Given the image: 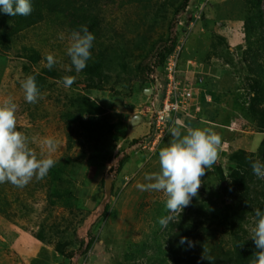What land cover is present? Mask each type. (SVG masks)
<instances>
[{
    "label": "trees",
    "instance_id": "trees-1",
    "mask_svg": "<svg viewBox=\"0 0 264 264\" xmlns=\"http://www.w3.org/2000/svg\"><path fill=\"white\" fill-rule=\"evenodd\" d=\"M197 1L205 2V0H180L176 6L171 4V18L165 26L166 35H159L157 39H153L149 34L152 32V28L149 26L150 28L146 30L145 20L143 21L142 18H149L151 12L154 14L165 12L164 1L128 0L130 5L139 6L140 13L143 15H139V17L142 16L138 21L139 23L132 27L134 32H137L136 34L140 36V42L132 43L123 34L118 37H114L118 35L114 31L110 34L101 15L103 0H30L33 10L28 16L17 15L13 17L0 12V79L7 67L9 54H14L16 45H20L17 56L26 61V64L22 66L23 72L26 76L32 75L36 78L39 93L45 90L51 91L54 87L51 80L62 82L64 76L75 75L74 69H71V71L62 69L55 63L51 70L47 67H41L33 71V68L39 67L38 62L42 57L40 49L42 46L45 47L49 40L54 41L58 33L60 34L66 30L69 32L78 31L81 25H86L89 32L95 36L93 47L90 50L92 55L87 61L86 68L79 72L80 79H77V75H75V82L70 89H75L81 82L86 90H105V86L109 84L111 79V74L106 72L112 68V65L109 60L106 61L104 43L111 39H117L118 42H122L120 44H125L127 48V53L118 55V66L126 72L128 68L129 70L131 68V71L138 75L137 77L128 75L127 82L129 86L133 87L138 83L142 87L146 82L155 85L161 84L165 82L163 75L164 62L174 51L175 35L187 32L185 27H177L178 19L184 14H190ZM240 1L243 7L240 24L242 25V34L245 41L241 61L250 77L245 78V89L249 94V101L243 102L246 107H243V104H238L237 110L243 112L245 120L256 122L257 132L264 134V11L262 9L264 0ZM210 3L212 1L207 2L206 6ZM202 16L204 17V14ZM162 19L167 20V14H164ZM28 35L41 40L42 46L39 48L35 43L22 45L23 41L28 39ZM212 35L214 38L216 36V41H214L216 43L212 42L210 44L208 54L205 58H202V62L196 61L197 63H204L206 68L211 64V58L221 59L224 63L230 61V46L226 40L227 38H225L226 35H224L225 37L220 34L212 33ZM189 59L187 54L182 57L181 52L179 67L181 61L186 62ZM68 60L71 65L70 58ZM132 62H134L133 68L130 67ZM182 67H184V64ZM71 68L74 67L71 65ZM151 76L153 77L151 78ZM115 77L117 80L119 79L117 78L118 74ZM199 82L202 81L199 79ZM64 98L63 111L60 114L62 121L65 123L66 128L75 131L79 141L81 142V139H83L85 145L92 151L88 159V165L96 170L103 169L105 163L111 159L112 145L119 138L115 133V129L123 125L127 117L119 115L115 117V121L112 115L106 117L104 111L94 100L89 99L80 92L66 94ZM200 116H204V114L197 115L198 118ZM177 118L181 121L186 120L185 126L190 123V119L183 115H179ZM145 137L132 140L128 148L136 149L135 146L141 143ZM68 140L67 148L70 150L72 145L71 134L68 135ZM224 141L232 143L231 139H222V142ZM84 156V151H81L76 159L64 156L49 170L47 175V187H49L47 203L49 206L59 205L70 208V204L77 201L75 194L76 190L78 191L77 184L81 181L82 173L85 166H87L83 165L82 162ZM220 156L225 160L226 167H223L222 158L213 167L220 181L219 188L220 194L225 200L224 206L214 207L207 211L200 204L194 205L197 200L195 197L190 203L187 213L177 215L176 221L170 222L168 227L164 228L167 237L165 239L166 252L161 249L159 244H157V247L146 242L139 244L132 241L133 238L130 239L124 236L127 241L126 258L128 260L135 261L136 258L140 257L144 258L147 264H169V262L170 264H251V261L255 259L254 253L260 251L250 238V230L255 226L254 209L260 208L261 211H264V179H259L253 174L251 162L260 161L264 163V136L255 152L236 149L231 153L221 152ZM117 157V168L111 170L115 173L114 176L122 174V169L129 159V155L123 148ZM103 184L102 180V188ZM112 185L114 187V183ZM115 193L113 191L111 198L108 200L109 202L102 206V217L111 216L114 212L109 204L116 196ZM131 193L137 195L138 191L133 187ZM104 197L105 194L103 200ZM11 208L4 183H2L0 184V217L11 222L9 214ZM128 217H125L123 221L125 230L123 228L119 230L121 235L126 232V226L129 224ZM132 218V221H135V218ZM181 237H187L195 242V247L189 248L187 243L180 245ZM36 240L31 248L34 250L40 249L39 255L43 258V254L40 252L44 251L45 246L51 244L53 239L50 237L45 239L43 234L40 233ZM94 241V231L87 232L86 236L77 244L67 239L53 248L52 257L55 260H62L61 264L66 263V261L68 264H75L79 257H83L88 253ZM15 242L19 250L26 249L29 251L31 249L23 242L17 241V239ZM76 245L79 248L74 251ZM70 246L72 248L64 253V249ZM204 248L206 252H204ZM146 251H150L151 254L149 255ZM203 255L205 258H203ZM207 257H211L212 260L208 261ZM48 258V256H45L46 262L34 258L31 263L47 264L49 262ZM19 263L17 260V264Z\"/></svg>",
    "mask_w": 264,
    "mask_h": 264
},
{
    "label": "rangeland",
    "instance_id": "rangeland-1",
    "mask_svg": "<svg viewBox=\"0 0 264 264\" xmlns=\"http://www.w3.org/2000/svg\"><path fill=\"white\" fill-rule=\"evenodd\" d=\"M162 2L165 4V12H160L158 14L151 12L149 18H142L143 21L145 20L146 30L150 27L152 28V32L149 34H151L153 39H157L159 35H166L167 31L165 26L167 21L171 18V4L176 6L180 0H162ZM101 6V15L110 34L114 31L118 34L114 37L123 34L132 43L140 42V36H138L136 34L137 32H134V28H132L133 25L139 23L140 17L143 16L142 13H140L139 6L130 5L128 0H103ZM242 9L243 7L240 0H212V3H210L204 11V14L208 15L206 17L210 20H206V17L203 18L202 16L201 20L189 31L184 50L182 51V57L187 54L190 58L189 60L195 63L192 74V82L196 89L195 91L200 92L204 90L200 86H204L206 80L202 83L199 82V79H203L200 69L205 68V66L204 63H197L196 61L202 62V58H205L208 54L210 44L216 41V36L214 38L212 33L216 35H221V33L224 35L226 34L231 36L232 40L237 41V37H240V35L237 34H242V25L240 24L243 16ZM262 9L264 11V1L262 3ZM164 14H167V20L162 19ZM139 15L142 16L139 17ZM141 32L142 31H140V33ZM61 33L65 36L64 40L58 38V33L55 40H49L45 47L41 45V40L31 35H28V39L23 41L22 45L35 43L39 48L42 46L40 49L42 57L38 62L39 67L33 68V71L34 69L36 71L41 67H46L45 56L49 53L54 55L57 61L56 64H58L60 68L66 70L71 68L68 62L69 57L66 54L68 44L67 37L70 32L66 30ZM227 41L229 42V40ZM120 43L122 42H118L117 39H111L104 43L106 47L104 49L106 61L109 60L112 65V68L106 72L111 74V79L109 84L105 86V90H86L84 84L81 82L75 89L71 88L73 89L71 90L70 88H65L62 82L51 80L54 83L53 89L51 91L45 90L41 92L40 98H38L35 104H30L25 101L24 93L20 85V81L27 77L22 70V66L26 64V61L17 56L20 45H16L14 54H9L7 58V67L3 71L0 79V103H2L5 98L11 97L13 102L18 105L16 112L17 130L25 133L30 140L32 137H36L37 140L45 137H51L56 140L58 142L57 150L52 154V158L56 162L64 156L76 159L81 151H84L85 156L82 162L83 165L87 166H85L82 173L81 181L77 184L78 191L76 190L75 193L77 201L71 203V207L69 206L70 208H64L59 205L51 207L48 205L47 194L49 187H47V176L39 181L34 178L24 188L15 187L7 182L4 183L6 195L10 200L12 208L9 211L11 222L0 217V245L2 246V250L0 251V264H17V260L20 262L19 264H32L31 262L34 258L38 260L42 259L41 261L46 262L45 256L49 257V262H47V264H61L62 260L53 259L51 253L53 248L67 239L77 244V242L82 240L89 231L95 232L94 244L85 256L78 258L75 264H147L144 258L138 257L135 261L126 258L127 241L124 239V236L130 239L133 238L132 241L139 244L146 242L147 244H154L156 247L157 244H159L161 245V249L166 252L167 244L165 239H167V237L164 233V228L158 223V218L169 215L165 206L166 197L162 192L141 191L137 188V184L149 183V181L145 180V176L160 171L158 152L161 148L168 145L171 140V133L169 132L156 154L147 160L146 156L137 152L135 148H128L132 140L145 137L146 133H148L147 125H149V115L142 113V111L146 110L148 106V96L151 94L145 95L144 92L147 89L153 88L155 84L146 82L142 87H140L138 83L133 87L128 85V75L131 77H137L138 75L131 71V68L130 70L128 68L126 72L122 71L118 66V55L127 53L125 44ZM242 47H245V45H242ZM213 61L216 62V58H214ZM213 61L210 63H213ZM220 61L221 59H217V62ZM185 63L186 62H180V71L185 70ZM183 64L184 67H182ZM133 65L134 62L130 64V67L133 68ZM71 69H74V74L77 75L76 78L80 79L79 73L76 72L75 68ZM116 74H118V80L115 77ZM245 78L246 77L243 76L238 77V89L234 91L231 96V100L233 101V108L231 109L235 114L236 121L233 119L234 117L231 118L234 122L227 126L225 123H220L221 121L219 122L218 118V120L214 118L209 119V117H207L208 115H204L200 116L201 119H199L196 115H193L192 119H190L192 124L188 123L186 125L188 127H198L201 129L212 128L224 140H234L236 138L234 142L228 143V148L226 141H224L226 144L223 145L222 149H219V158L217 161H219V159L221 161V152L231 153L236 149L255 152L263 140L264 135L255 136V132L258 131L256 122L245 120L243 112L237 110L238 104L249 101V94L247 89H245ZM217 80H219L217 81L218 84H216L213 78H209L210 90H213L216 85L220 86L221 82H226L224 77L222 80ZM72 92H80L89 99L94 100L104 111L106 117L111 115L114 116V121L116 119L115 117L119 115H124L128 118H130L132 114L141 115L142 113V115H146L142 118L140 125V122L136 124L137 126L139 125L138 127L136 125H131L130 121L126 120L123 125L115 129V133L119 138L112 145L113 151L111 159L105 163L104 168L101 170H96L88 165V159L92 151L85 145L83 139H81V142L79 141L75 131H70L66 128L65 123L60 117L65 102L64 96ZM210 96L209 94L207 97L210 98L212 103L213 97ZM202 106L211 114L213 111H211L210 108L215 107L216 104H202ZM111 107L113 108L111 109ZM243 107L246 106L243 104ZM202 113L205 114L204 111ZM227 114V111H225V115ZM177 119L180 120L179 118ZM235 123L237 124L236 126H234ZM236 129L242 130V137L240 139L236 137V134L232 137L231 132L226 133L227 130L236 131ZM69 134H71L72 137L70 150L67 148ZM30 146L37 152L38 158L41 157L38 144H32ZM123 148L129 155V159L124 164L122 174L114 176L115 173L111 170L117 168V155ZM43 155H47V153L45 152ZM222 162L225 168L226 162L223 158ZM107 175L113 176L112 184L114 183V187L112 185L113 190L111 188V194L114 191L116 192V196L109 204L112 206L114 212L111 216L102 217V206L109 202H103L104 189L101 186L102 180L104 183V178ZM201 180L202 184L198 190V195L196 196L197 200L194 202V205L200 204L207 211L214 207H223L225 200L220 194V181L213 166L211 169L206 170V174ZM133 187L137 189V195H132L131 190ZM194 198L195 197L192 198L191 202ZM189 208L190 205L184 208L181 213H187ZM125 217L129 218V224L126 226L124 235H121L119 230L122 228L125 230L123 222ZM132 217L137 221H132ZM40 233L43 234L45 239L48 237L53 239L51 244L46 245L44 251L40 252L43 254V258L39 255L40 249H38L33 252L31 257L22 259V251L18 249L14 241L16 236L20 234L21 239L19 240H26L33 244L37 241L36 238ZM71 248V246L67 249L65 248L64 253ZM78 248L79 246L76 245L74 251H77ZM146 252L149 255L151 254L150 251ZM64 264H68V262L66 261Z\"/></svg>",
    "mask_w": 264,
    "mask_h": 264
},
{
    "label": "clouds",
    "instance_id": "clouds-1",
    "mask_svg": "<svg viewBox=\"0 0 264 264\" xmlns=\"http://www.w3.org/2000/svg\"><path fill=\"white\" fill-rule=\"evenodd\" d=\"M205 1L207 3L212 0ZM198 3L201 1H197L196 5ZM32 10L30 0H0V12L6 15L28 16ZM58 38L64 40L65 36L60 33ZM67 40L66 54L70 58L71 65L79 73L86 68L87 61L91 58L90 50L95 36L89 32L86 25H81L78 31L70 32ZM45 60V66L49 70L57 62L51 53L46 54ZM74 82V76L62 78L65 88H70ZM20 85L25 101L35 104L40 98L36 78L29 75L20 81ZM150 90L152 91V88ZM17 108L18 105L11 97L5 98L0 103V184L7 182L15 187L24 188L34 178L37 181L43 180L54 167L56 161L52 158V154L57 150L58 142L51 137L39 140L32 137L30 140L25 133L18 131ZM169 132L171 140L158 152L160 171L145 176V180L149 183L137 184V188L141 191L162 192L166 197L165 206L169 215L158 218L162 228H167L170 222H174L176 216L180 215L183 209L190 205L192 198L198 195L202 184L201 178L206 174V170L211 169L217 162L222 144L221 136L212 128L188 127L178 119L173 122ZM32 144H38L41 157L38 158L37 152L30 146ZM45 152L47 155H43ZM251 168L257 178L264 179V163L251 162ZM254 219L255 226L250 230V238L260 251L254 253L255 259L251 264H264V211L255 208ZM185 243L189 248L195 247V242L187 237H181L179 244ZM204 252H206L205 248ZM207 260L211 261L212 258L207 257Z\"/></svg>",
    "mask_w": 264,
    "mask_h": 264
},
{
    "label": "built area",
    "instance_id": "built-area-1",
    "mask_svg": "<svg viewBox=\"0 0 264 264\" xmlns=\"http://www.w3.org/2000/svg\"><path fill=\"white\" fill-rule=\"evenodd\" d=\"M205 5L206 1L198 3L192 8L190 14L179 17L177 27H185L187 32L175 35L174 51L163 65L165 82L154 85L148 106L145 111H142L149 115L148 133L145 139L137 145L136 151L146 156V160L156 154L168 136L169 128L173 126V122L179 115L192 118L194 113L199 111L195 103L199 92L195 91L192 82L195 63L190 60L186 61L184 75L180 76L179 56L187 41V34L201 19ZM206 101L209 102L210 98L206 97Z\"/></svg>",
    "mask_w": 264,
    "mask_h": 264
},
{
    "label": "crops",
    "instance_id": "crops-1",
    "mask_svg": "<svg viewBox=\"0 0 264 264\" xmlns=\"http://www.w3.org/2000/svg\"><path fill=\"white\" fill-rule=\"evenodd\" d=\"M206 16H208V15H205L204 17H206ZM206 20H210V19L206 17ZM221 35L224 36V34H222V33H221ZM237 35H240V37H237V41L232 40L231 36H228V35H226V37L224 36L225 38H227L226 40H229V42L228 41L227 42H228V44L230 46V48H229V50H230L229 60L230 61L224 63L223 60H221L220 62H217V59H216V62H215V61H213L214 58H211L210 62L213 61V65H211L212 64L211 63V64H209V66L207 68L205 67V69L204 68L200 69L201 75H202L201 77H203V79L200 78V81H202V83H203V81L206 80V83H205L204 86H200L204 90L199 92V94H198V96H197V98L195 100L196 106L199 108V111L197 113H194V115L197 116L200 113L202 115V112L204 111L205 112L204 115L205 116L208 115L207 117H209V119H212V118L217 119L218 118L219 122L221 121L220 123H223V124L227 123L226 124L227 126L229 124H232V122H234V120H235V116H234L235 114H234V112L231 109V108H233V104H232L233 101L231 100V96H232L233 92L237 91V89H238V87H237L238 86V77H241V76L250 77V75H248V73H247L245 65L241 61L242 52L245 49V47H242V45H245L244 37H243V34H241V33L237 34ZM228 38H230V39H228ZM190 61H192V60H190ZM214 69H215V71H214ZM184 71H180L181 72V76L184 75ZM210 77L215 80L216 84H218L217 81H219L217 79L222 80L223 77L225 78L226 82H221L220 86L216 85L213 90H210L209 89V82H208ZM192 81H193V78H192ZM228 81H231V82H228ZM148 90L149 89H147V93L149 92L148 95H150L151 94V90L150 91H148ZM210 91H212V92H210ZM145 92H144V94H145ZM209 94L211 95L210 97H213L212 98L213 99L212 103L216 104L215 107L210 108V110L213 111V113H211V114H209L208 113L209 111L207 112V109H204L203 106H202V104H209V105L212 104L211 101L210 102L206 101V97ZM149 97L150 96H148V101L147 102H149V100H150ZM225 111H227V113H228L227 115H225ZM229 112H231V113H229ZM134 115H136V114H132L130 118L127 117L129 120L126 119L127 121H130V124H131V119L134 117ZM141 116H142L141 117V121H142V118L145 117V115H142V113H141ZM231 118H233L234 120H232ZM199 119H201V118H199ZM199 119H197V120L201 121ZM126 120H125V122H126ZM141 121H140L139 125L141 124ZM181 122L184 125L186 123V120H182ZM189 124H192V121H190ZM236 125L237 124L235 123L234 126H236ZM230 132L232 133V137L235 134H236V137L238 139H240L242 137V133H241L242 130L236 129V131H232V130H230V131L227 130L226 131V133H230ZM257 135H261V133L255 132V136H257ZM262 135H264V134H262ZM255 136H253V137H255ZM235 139L232 140V142H234ZM226 143L222 142L220 148L222 149L223 145L226 144ZM226 145H227V148H228V143ZM19 235L16 236L17 241H21V240H19V239H21L20 238L21 235L20 236ZM16 239L14 241H16ZM21 242H23L25 245H27L30 248L32 247V243L29 242V241L23 240ZM1 250H2V246L0 245V251ZM21 251H22L21 258L23 259V258L31 257L33 255V252H35L36 250L31 248L29 251H27L26 249H23Z\"/></svg>",
    "mask_w": 264,
    "mask_h": 264
},
{
    "label": "water",
    "instance_id": "water-1",
    "mask_svg": "<svg viewBox=\"0 0 264 264\" xmlns=\"http://www.w3.org/2000/svg\"><path fill=\"white\" fill-rule=\"evenodd\" d=\"M149 90H150V89H149ZM149 90H148V91H149ZM148 94H149V92L147 93V90H146L145 95H148ZM140 121H141V116H140L139 114H136V115H134V117L131 119V125L135 126V125L138 124ZM112 181H113V176H112V175H107V176L104 178L103 189H104L105 197H104L103 202L108 201V199L110 198V195H111V188H112Z\"/></svg>",
    "mask_w": 264,
    "mask_h": 264
},
{
    "label": "flooded vegetation",
    "instance_id": "flooded-vegetation-1",
    "mask_svg": "<svg viewBox=\"0 0 264 264\" xmlns=\"http://www.w3.org/2000/svg\"><path fill=\"white\" fill-rule=\"evenodd\" d=\"M152 90H153V88H152Z\"/></svg>",
    "mask_w": 264,
    "mask_h": 264
}]
</instances>
